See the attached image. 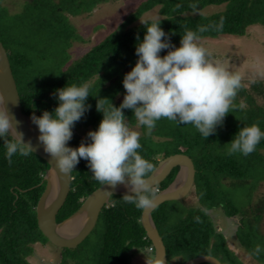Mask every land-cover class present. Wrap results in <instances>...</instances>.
<instances>
[{"label": "trees", "instance_id": "trees-1", "mask_svg": "<svg viewBox=\"0 0 264 264\" xmlns=\"http://www.w3.org/2000/svg\"><path fill=\"white\" fill-rule=\"evenodd\" d=\"M5 1L0 0V41L9 55L24 114L41 116L44 111L53 112L58 107L53 96L56 89L68 84L87 85L94 80L87 85L90 96L86 103L91 107L73 128V138L68 145L73 148H78L81 142H89L83 140L84 131L98 129L103 119V113L97 111L98 100L105 106L112 103L119 107L122 103L117 102V98L124 89L125 74L138 60L135 52L146 32L144 24L161 23V28L177 48L186 31L194 32L200 42L227 36L244 37L249 28L264 27V0H146L83 57L69 66L70 57L62 58L57 66L47 69L40 68L34 57L40 53L35 48L38 37H42V41L50 40L51 46L58 42L64 44L68 52L70 43L72 45L81 38L67 14L77 16L83 10L92 12L107 0H26L23 14L13 18L9 16V8L4 6ZM157 7L159 20L130 27ZM209 7L222 10L203 14ZM168 51L163 50L160 55H167ZM208 54L210 61L217 59L216 55ZM241 80L242 86L233 101L235 111L230 112L223 127H218L217 132L206 140L191 125L177 126L166 119L157 122L150 136H141V155L149 159L155 169L165 158L178 154L191 158L196 169L193 193L200 207L177 206L172 210L170 204L176 202H168L153 212L166 247L168 264H186L206 256L214 257L222 264H245L247 255L256 264H264V251L258 256L254 254L256 245L264 249V234L259 236L264 230V192L257 204L242 208L223 187V181L244 186L255 174L261 177L257 183H264V141L247 157L225 154V145L240 128L258 123L264 130V81ZM240 105H244L243 109ZM124 114L129 126H135L132 110L126 109ZM167 126L169 129L163 130ZM142 130L144 133L145 129ZM5 151L4 141L0 140V264H31L28 259L34 255L36 245H52L60 251L59 264H132L133 252L150 250L155 254L141 224L143 211L124 203L123 196L111 198L110 206L103 209L95 230L79 247H55L40 231L36 211L46 188L44 177L49 165L32 152L27 157L14 156L9 165ZM177 173L178 168L156 187L157 194L174 181ZM71 174V192L58 214V223L76 213L85 200L103 186L92 179L87 161L83 159ZM219 209L226 217L240 220L236 233L246 251L244 258L229 247L224 233L213 223L210 212ZM176 216L179 218L175 219ZM84 245H89L88 254L81 252Z\"/></svg>", "mask_w": 264, "mask_h": 264}, {"label": "clouds", "instance_id": "clouds-1", "mask_svg": "<svg viewBox=\"0 0 264 264\" xmlns=\"http://www.w3.org/2000/svg\"><path fill=\"white\" fill-rule=\"evenodd\" d=\"M144 25V38L136 46L138 60L123 78V102L116 107L112 103L105 106L98 100L97 111L103 113V119L97 130L88 133V143L81 142L78 148L68 146L73 128L91 107L86 103L90 96L87 85L68 84L56 89L53 96L58 107L31 117L39 132V145L61 173L70 175L83 159L92 179L107 186L108 195H112L109 189L122 184L128 191L121 200L140 211L158 206L155 167L141 155V133L130 128L124 110H132L135 127L145 129V136L152 134L158 121L166 119L177 126L191 125L206 140L235 111L233 101L242 86L240 75L210 61L194 32L186 31L177 48L161 23ZM166 49L167 55L161 56ZM7 104L0 94V140L4 141L5 159L11 165L14 156L27 157L34 149L31 140L25 142L24 133L19 131L20 122ZM261 141L264 130L259 124L245 125L225 145V154L247 157ZM262 251L256 245L254 254L258 256Z\"/></svg>", "mask_w": 264, "mask_h": 264}, {"label": "rangeland", "instance_id": "rangeland-1", "mask_svg": "<svg viewBox=\"0 0 264 264\" xmlns=\"http://www.w3.org/2000/svg\"><path fill=\"white\" fill-rule=\"evenodd\" d=\"M146 0H107L102 2L91 12L83 10L77 16L67 14L69 22L74 26L78 36L81 38L74 41L68 49L60 42L55 45H50L49 41H42V37H38L35 43L38 54L34 55L40 68L55 67L59 64L62 58L70 57L67 65L80 59L87 54L95 45L103 41L110 33L115 31L126 18L137 11L138 7ZM4 6L9 8V16L12 18L16 15L23 14L26 7V0H6ZM218 7H209L203 14L211 15L221 11ZM160 19L159 7L144 14L140 19L134 22L130 27L139 26L150 21ZM210 54L217 56L214 63H218L230 72L238 74L241 79L245 81H264V27L255 26L248 29V33L244 37H220L216 40H205L198 42ZM131 70L127 71L130 72ZM94 80L90 81V85ZM126 94L125 89L117 98V102H123ZM141 133L143 136L142 128L131 127ZM169 129V126L164 127L163 130ZM91 130L84 131L82 137L84 141H88V133ZM163 132V131H162ZM165 132V131H164ZM155 139H157L155 137ZM170 149V147H169ZM253 180L244 186L231 184L228 181H223V187L229 192L232 200L239 205V207L246 208L251 203L257 204L260 201V194L264 192V183L257 180L260 175L255 174ZM253 184L255 187H253ZM252 194V197L250 195ZM184 201V202H183ZM180 202L172 203V210H176L177 206L184 208H198L199 202L193 190L190 194ZM178 214V213H177ZM179 215V214H178ZM210 217L219 232L224 233L227 238L229 247L234 250L240 257L246 256L245 249L238 241L236 231L239 228L240 220L238 218H228L222 210H214L210 212ZM176 216L175 219H178ZM264 223V222H262ZM259 233V232H258ZM264 234V230L260 231V235ZM90 244V243H89ZM82 253H89V245L82 246ZM245 254V255H244ZM60 251L56 250L52 245L35 246L34 255L28 260L31 264H59ZM132 264H153L154 254L152 251L147 250L143 252H133L131 255ZM248 257V258H247ZM245 257V264H256L249 255ZM242 258V259H243ZM250 258V259H249Z\"/></svg>", "mask_w": 264, "mask_h": 264}, {"label": "water", "instance_id": "water-1", "mask_svg": "<svg viewBox=\"0 0 264 264\" xmlns=\"http://www.w3.org/2000/svg\"><path fill=\"white\" fill-rule=\"evenodd\" d=\"M0 94L8 102V110L20 122L19 131L24 133V140L32 141V153L43 159L49 165L44 182L46 188L37 205V221L40 231L60 249H75L79 247L95 230L103 209L110 206L113 196H124L127 189L119 184L115 189H109L112 195L106 193L101 186L94 191L83 203L80 209L72 216L57 222L58 214L65 205L71 192L72 174L65 175L56 168L55 161L48 157L43 147L39 145V132L32 123L31 117L24 114L17 83L13 74L9 55L0 41ZM178 168L174 181L163 191L157 194L158 206L155 209L143 211L141 224L154 249L153 264H168V257L163 238L153 219V212L168 202L184 200L192 191L196 169L191 158L184 154L173 155L162 160L153 173L155 186H160ZM186 264H222L218 259L206 256L193 259Z\"/></svg>", "mask_w": 264, "mask_h": 264}]
</instances>
